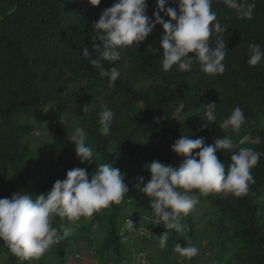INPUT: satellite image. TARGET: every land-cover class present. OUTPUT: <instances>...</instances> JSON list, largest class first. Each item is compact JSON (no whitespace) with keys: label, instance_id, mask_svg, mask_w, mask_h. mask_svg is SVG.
<instances>
[{"label":"trees","instance_id":"obj_1","mask_svg":"<svg viewBox=\"0 0 264 264\" xmlns=\"http://www.w3.org/2000/svg\"><path fill=\"white\" fill-rule=\"evenodd\" d=\"M248 2L255 3L251 20L238 18L222 0H213L212 10L226 27L219 38L213 35L209 40L213 48L220 39L226 43L222 75L203 72L195 57L191 71L181 72L175 65L163 71L164 29L157 24L138 48H126L121 60L103 61L105 68L116 67L121 73L110 86L80 50L87 46L91 52L94 25L115 0H101L97 6L88 0H0V198L17 192L33 198L47 194L68 170L84 168L90 179L101 163L126 174L129 188L121 204L91 217L75 223L55 217L52 226L69 228V235L60 231L62 238L40 259L21 261L0 240V264H66L68 257L84 251L95 264H141L136 260L141 253L146 264H264V60L255 67L247 63L250 42L264 48V0ZM169 7L179 13L174 0H166L165 8ZM156 11L157 0H147L146 15L153 22ZM160 16L170 19L164 12ZM149 46L160 53L153 54ZM213 102L217 120L202 129L204 106ZM86 105L92 110L84 114ZM102 105L115 113L108 135L100 133ZM236 106L246 117L238 134L230 126L221 128ZM44 122L52 133L44 139L50 150L48 169L34 167L29 159L36 140L29 135ZM79 128L87 132L86 144L96 162L81 164L76 156L70 139ZM183 135L203 138L205 146L227 136L261 157L250 170L255 183L246 195H201L193 190L198 203L181 216L184 230H169L167 246L161 248L159 236L166 229L155 224L151 198L142 187L150 180L147 165L152 161L173 167L184 162V156L171 151ZM216 154L227 169L232 153ZM59 166L63 171L53 177L50 171ZM129 219L133 228L127 226ZM176 243L182 248L194 245L198 254L188 258L175 251ZM205 250L215 254L205 256ZM202 256L205 262L199 261Z\"/></svg>","mask_w":264,"mask_h":264},{"label":"clouds","instance_id":"obj_2","mask_svg":"<svg viewBox=\"0 0 264 264\" xmlns=\"http://www.w3.org/2000/svg\"><path fill=\"white\" fill-rule=\"evenodd\" d=\"M97 6L101 0H88ZM179 13L174 8H165L166 0H157L154 22L146 15L147 0H115L105 9L94 25L91 52L84 46L82 57L98 70L101 77L109 79L110 86L120 77L116 67L105 68L103 61L115 63L122 59L123 51L129 46L137 48L153 31L157 24L162 25L164 34L160 40L162 48V69L167 72L178 66L181 72L191 71L193 57L198 59L202 71L209 75H222L226 71L224 60L227 55L226 43L220 39L216 47L209 44L213 35L218 38L225 33L226 27L217 19L212 10L213 0H174ZM227 8L235 11L240 19L251 20L255 3L248 0H222ZM170 19L165 21L160 13ZM101 42L96 44V39ZM153 54L160 53L149 46ZM250 58L247 63L255 67L264 60V48L257 43L248 45ZM92 53L95 54L93 58ZM194 53V56H189ZM216 103L204 106L202 129L215 123ZM91 105L83 108L86 114ZM115 113L102 105L99 113L100 133L110 134ZM246 117L240 106L234 107L223 122L222 127L230 126L239 133ZM87 132L83 128L76 130L70 139L75 144L76 156L80 163L91 164L95 161L93 149L86 144ZM194 150H199L193 154ZM228 150L231 163L226 166L217 151ZM171 151L185 157L179 167L165 165L158 160L147 165L150 180L142 187V192L150 199V208L156 217L155 224H163L166 231L159 236V246L164 248L169 240V230L183 231L179 223L182 215H187L198 203V197L192 195L197 190L201 195L210 192L231 193L235 196L246 195L250 185L255 183L251 169L260 161L261 153L249 147L238 145L227 136L217 139L214 144L205 146L203 138L191 139L183 135L171 146ZM96 162V161H95ZM125 175L112 164L101 163L95 174L89 179L84 168L68 170L66 178L54 182L47 194L33 196L25 192L13 193L11 198H0V240L21 261L40 259L49 247L63 236L69 235L70 229H58L52 226L55 217L67 218L72 223L81 217H91L102 208L124 201L129 188L125 184ZM143 183V177L140 178ZM127 226L133 228L129 219ZM175 251L192 258L198 254L196 246L181 247L176 243Z\"/></svg>","mask_w":264,"mask_h":264},{"label":"rangeland","instance_id":"obj_3","mask_svg":"<svg viewBox=\"0 0 264 264\" xmlns=\"http://www.w3.org/2000/svg\"><path fill=\"white\" fill-rule=\"evenodd\" d=\"M48 122H44L42 126H35V128L31 131V135H29V138L36 139L35 144H32V152L30 153L29 159L31 163L33 164L34 167L40 166L43 169H48L50 166V150L48 144H46L44 139L50 138L51 137V130ZM212 139L215 140V136L213 134ZM39 145V146H38ZM64 166H59L56 168H53L52 171H50V174L55 177L59 172L63 171ZM42 174V171H40ZM46 175V174H45ZM44 175V177H45ZM11 180L14 181L15 176L11 174L10 176ZM6 193V191H4ZM154 217V216H150ZM127 221V220H126ZM85 253H79V254H74L67 259L66 264H95V259L91 258L90 255L86 251ZM215 254V250H213L211 253H208L206 250L204 251V255H212ZM143 254L141 253L140 255H137L140 260L141 264H146L145 259L142 256ZM202 256L199 261L205 262L206 257Z\"/></svg>","mask_w":264,"mask_h":264}]
</instances>
